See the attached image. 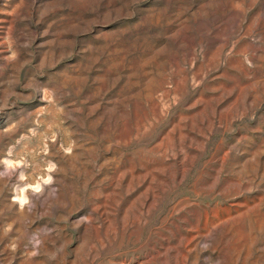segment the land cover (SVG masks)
I'll return each instance as SVG.
<instances>
[{
	"label": "rangeland",
	"instance_id": "obj_1",
	"mask_svg": "<svg viewBox=\"0 0 264 264\" xmlns=\"http://www.w3.org/2000/svg\"><path fill=\"white\" fill-rule=\"evenodd\" d=\"M0 264H264V0H0Z\"/></svg>",
	"mask_w": 264,
	"mask_h": 264
}]
</instances>
